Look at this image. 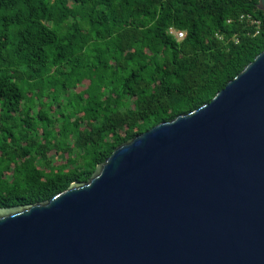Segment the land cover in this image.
Here are the masks:
<instances>
[{"label":"trees","instance_id":"1","mask_svg":"<svg viewBox=\"0 0 264 264\" xmlns=\"http://www.w3.org/2000/svg\"><path fill=\"white\" fill-rule=\"evenodd\" d=\"M258 5L0 0V209L87 183L117 148L211 103L264 52Z\"/></svg>","mask_w":264,"mask_h":264},{"label":"water","instance_id":"2","mask_svg":"<svg viewBox=\"0 0 264 264\" xmlns=\"http://www.w3.org/2000/svg\"><path fill=\"white\" fill-rule=\"evenodd\" d=\"M0 264H264V52L87 183L0 209Z\"/></svg>","mask_w":264,"mask_h":264},{"label":"built area","instance_id":"3","mask_svg":"<svg viewBox=\"0 0 264 264\" xmlns=\"http://www.w3.org/2000/svg\"><path fill=\"white\" fill-rule=\"evenodd\" d=\"M242 19H244V17H242ZM249 19H250V21H251V18H249ZM251 22H252L253 25H256L257 28L260 27V23H259L258 21L253 20V21H251ZM172 34L175 35V37H176L177 40H179V41H182V39L185 38V33H184V32L173 31Z\"/></svg>","mask_w":264,"mask_h":264},{"label":"rangeland","instance_id":"4","mask_svg":"<svg viewBox=\"0 0 264 264\" xmlns=\"http://www.w3.org/2000/svg\"><path fill=\"white\" fill-rule=\"evenodd\" d=\"M58 163H64V160H62L61 158L58 160Z\"/></svg>","mask_w":264,"mask_h":264}]
</instances>
